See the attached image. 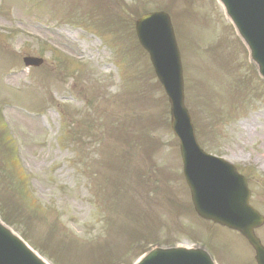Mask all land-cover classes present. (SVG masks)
<instances>
[{
	"label": "rangeland",
	"instance_id": "obj_1",
	"mask_svg": "<svg viewBox=\"0 0 264 264\" xmlns=\"http://www.w3.org/2000/svg\"><path fill=\"white\" fill-rule=\"evenodd\" d=\"M210 3L0 0V106L13 137L0 130L6 137L0 141V206L14 215L10 221L26 226L28 233L18 234L30 245L47 246L60 264H112L144 252L146 243L135 251L130 244L144 235L148 244L210 237L206 244L217 264H255L239 233L216 226L220 239L213 238L210 223L193 213L168 99L134 33L137 12L166 7L174 13L189 82L186 104L200 144L264 164V90L254 102L249 89L233 82L254 85L255 78L222 5ZM109 28L103 41L88 34ZM233 42L236 51L229 53L225 43ZM86 52L85 61H69V53ZM1 53L11 58L2 61ZM25 55L46 62L28 69ZM111 55L119 67L110 64ZM252 187V203L264 211V186L255 181ZM215 243L231 248L215 249Z\"/></svg>",
	"mask_w": 264,
	"mask_h": 264
},
{
	"label": "water",
	"instance_id": "obj_2",
	"mask_svg": "<svg viewBox=\"0 0 264 264\" xmlns=\"http://www.w3.org/2000/svg\"><path fill=\"white\" fill-rule=\"evenodd\" d=\"M228 5L231 8H234L235 11L241 13L245 16V23L247 28L250 31V35L252 39L257 38V45L261 50L264 51V0H226ZM155 23H160V20L157 17H153L152 20L147 22V25L144 26L142 24L139 25V35L142 42L151 47L154 45V38H156L158 31H163L164 38L171 49V53L173 56V70L171 73H167L165 71L164 66H160L159 63H156L160 75L165 78L168 85L172 88L176 89V92L182 94V89L180 86V71L178 68V57L175 55V46H173L171 42V38L168 36L166 28L162 25V27L157 26ZM254 42V41H253ZM255 43V42H254ZM176 45V44H175ZM169 50H167L168 52ZM29 63L30 61L36 62L39 64L40 61L35 59H26ZM169 88V87H168ZM178 98L174 97V112L176 115V120L174 122L180 127H182L181 120L178 118L179 112L178 107L179 104L182 105L181 99L178 103ZM181 110L183 111V105L181 106ZM191 128L189 133L191 132ZM187 136L186 130H184V136ZM188 139L189 136L187 137ZM195 174L204 173L203 170L199 169L197 164L195 163ZM191 180V186L194 190V201L198 210L203 216L213 219H219L224 223H227L232 226H240L236 223V221L226 220L217 213L221 209V204H225L227 201H221V198L224 196L223 191L220 189L218 191H213V195L211 196V191H203V186L199 185L206 176H198L197 184L195 181L194 173H190L189 175ZM241 189V186H237V191ZM237 192L236 190H233ZM229 196V195H228ZM230 196H234V193H230ZM214 200V202L211 201ZM224 200V199H223ZM241 223H245L246 220L244 218L241 219ZM243 232L248 236L251 234V228H247L245 226H240ZM168 256H173L168 257ZM182 258H186L190 261H184ZM260 263L264 262V253L259 255ZM170 260L171 264H210L208 262L207 257L201 252L195 253H175L171 254L168 252L156 251L153 255L146 258L142 264H157L161 261ZM0 264H41L38 260L34 259L32 255L21 246L19 242L15 239L11 238L7 232H5L2 228H0Z\"/></svg>",
	"mask_w": 264,
	"mask_h": 264
}]
</instances>
